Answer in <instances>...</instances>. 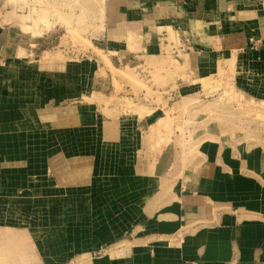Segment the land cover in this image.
<instances>
[{"label": "crops", "instance_id": "0c3cea01", "mask_svg": "<svg viewBox=\"0 0 264 264\" xmlns=\"http://www.w3.org/2000/svg\"><path fill=\"white\" fill-rule=\"evenodd\" d=\"M78 2L0 0V264H264V0ZM89 42L171 94L125 108L45 58Z\"/></svg>", "mask_w": 264, "mask_h": 264}, {"label": "rangeland", "instance_id": "374dc122", "mask_svg": "<svg viewBox=\"0 0 264 264\" xmlns=\"http://www.w3.org/2000/svg\"><path fill=\"white\" fill-rule=\"evenodd\" d=\"M76 3H79V0H75ZM42 10L40 11V15L45 16L46 11L41 7ZM59 10V6L57 7V11ZM89 12L91 15H93V18L95 19L97 16L94 15V12L92 9H89ZM70 23V22H69ZM91 25V22L89 21V26ZM79 28V22L76 23L75 27L70 29L68 28V33L66 32V36L72 40V42L75 44L76 41V30ZM89 51L85 55L81 56L80 53H76L73 51V54H68L67 56L63 53H50L49 55H46V59H69L72 61H79L85 60L90 63V65L93 64L95 67L93 70L89 67L88 75L90 78V81L92 78H102L104 79V86H99V90L104 89L106 90V94L110 96V101L113 102L112 95L121 96L123 97V101L121 102L122 105H125V108H128L132 103L130 102V96L132 97V100H134V103H137V105L140 102H146V99H153L154 101H158L160 103V96L163 94H171L172 85H169L168 82H171L172 79L176 76L175 70L172 68H167L166 61H163L161 57L157 58V60H154L152 58L148 59L146 62L144 58H131V61H127V57H118L112 53H104L102 51V48H96V46H92V44L89 42ZM56 50V49H55ZM58 50V49H57ZM81 60V61H82ZM92 63V64H91ZM82 72V71H78ZM121 82V84H119ZM124 82L130 83L127 86L124 85ZM123 83V84H122ZM131 90V92H130ZM90 91H96V86H90ZM225 94H233L232 99H236V93H234L232 90L227 89L223 92V95ZM198 102L196 103V110H202L200 112L204 111V115L208 112L215 111L219 114H224L225 110L227 108L225 107V103H222V106H218L217 104L210 105L208 101H206L208 98L201 97L198 98ZM158 103V104H159ZM209 103V104H208ZM239 104V102H236ZM165 104V103H164ZM137 105H133V108H136ZM160 105V104H159ZM227 106L230 108L232 107V101H230ZM201 120V119H199ZM207 120V118H206Z\"/></svg>", "mask_w": 264, "mask_h": 264}, {"label": "bare ground", "instance_id": "6f19581e", "mask_svg": "<svg viewBox=\"0 0 264 264\" xmlns=\"http://www.w3.org/2000/svg\"><path fill=\"white\" fill-rule=\"evenodd\" d=\"M84 1H85L84 2L85 3V6H87L88 9H92L95 16L100 15V13L102 11V1L103 0H84ZM84 9H86V7Z\"/></svg>", "mask_w": 264, "mask_h": 264}, {"label": "built area", "instance_id": "2783aa9c", "mask_svg": "<svg viewBox=\"0 0 264 264\" xmlns=\"http://www.w3.org/2000/svg\"><path fill=\"white\" fill-rule=\"evenodd\" d=\"M98 252H100V250H99V251H97V252H96V254H97Z\"/></svg>", "mask_w": 264, "mask_h": 264}]
</instances>
